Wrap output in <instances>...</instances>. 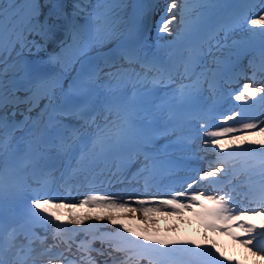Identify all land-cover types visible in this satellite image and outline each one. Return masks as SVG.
<instances>
[{"label": "snow or ice", "instance_id": "obj_1", "mask_svg": "<svg viewBox=\"0 0 264 264\" xmlns=\"http://www.w3.org/2000/svg\"><path fill=\"white\" fill-rule=\"evenodd\" d=\"M139 7L0 0V264H240L214 243L162 238L111 214L126 210L155 223L150 213L197 209L206 227L227 232L254 264H264V224L245 219L264 216V139L241 138L264 133V119L250 112L259 105L264 116V0H167L158 39L173 37L165 48L189 42L178 59L141 39L145 17L159 5L144 13ZM241 29L259 37L258 48L234 38ZM58 40V51L49 52ZM242 56L250 57L249 82L227 91ZM226 96L241 110L216 115ZM171 101L197 106L185 119L195 124V139L177 133ZM196 140L215 161L182 177ZM57 181L67 196L30 195L33 185ZM198 184L205 189L193 191ZM85 205L110 211L68 221L58 212Z\"/></svg>", "mask_w": 264, "mask_h": 264}, {"label": "bare ground", "instance_id": "obj_2", "mask_svg": "<svg viewBox=\"0 0 264 264\" xmlns=\"http://www.w3.org/2000/svg\"><path fill=\"white\" fill-rule=\"evenodd\" d=\"M157 1L158 0H124V2L128 4L139 5V8L144 6L148 8L151 6V4L155 5V2ZM255 1L256 0H254V2ZM115 2H121V0H115ZM223 2L229 4H241L248 2V0H223ZM131 10L132 9L129 8L126 11L130 13ZM144 20H146V17ZM143 30V40L148 45L152 46L153 50L155 48H159L161 45L160 42L154 38L149 37V35L147 34L148 32L145 28H143ZM246 42L250 43L252 46H259V37L247 40ZM25 55L28 59L36 58L34 56H28L27 53ZM18 95L22 96V92L18 93ZM32 115L35 116L36 112ZM16 135L21 136L23 135V132H17ZM252 136V134H248L246 136H241V138L249 140ZM259 138H264V135L260 136ZM214 161L215 155L211 150H209L207 154L201 152L199 154L187 155V159L183 161V167L180 170L179 175L182 177H195L198 172L207 169L208 165L214 163ZM204 189V184L194 185L193 187V191ZM205 203L210 204V202L208 201H205ZM109 211L110 210L108 209L92 208L87 205L82 207H71L70 209L68 207H62L58 209L59 215L61 216V219L63 221H68L73 217H84L89 214L92 216H106ZM199 211L200 210L197 209V211L185 210L183 213H169L168 211L150 213L149 215L154 217L155 223H153L152 220H144L140 218L139 214L131 216L127 214L126 210H111V214L114 215L117 219L121 220L123 223L127 224L129 227L134 225V223H138L139 225L137 227L134 226L135 229L142 231L143 229L147 228L151 234L158 235L162 238H174L175 240L185 241L195 240L196 238L199 239V237H201L202 241L200 243H203V239L207 236L208 238H206L205 241H208L210 245L214 243L220 248L221 251L225 253L226 256L234 257L237 261L240 262V264H254V258L251 257L247 253V250L241 246L239 240L233 239V237L227 232L212 231L210 228L206 227V218L198 214ZM179 218H181L185 223H180L181 221L178 220ZM245 219L250 220L257 225L264 224V216L247 215ZM192 220H194V223H187ZM104 223H106V221ZM233 231L239 234L241 230L235 228L233 229Z\"/></svg>", "mask_w": 264, "mask_h": 264}, {"label": "rangeland", "instance_id": "obj_3", "mask_svg": "<svg viewBox=\"0 0 264 264\" xmlns=\"http://www.w3.org/2000/svg\"><path fill=\"white\" fill-rule=\"evenodd\" d=\"M259 11L260 10H258L257 12H254L255 14H258L259 13ZM238 37V39H241V40H245V39H248V38H252V36H251V33H249V32H247V31H245V30H243V29H241V30H239L238 32H237V34H235V37ZM159 37H161V35L159 36ZM168 36L167 35H165V39L167 38ZM161 40H162V38H161ZM250 59V57H247V61ZM258 86H259V84H258ZM239 88V87H238ZM237 88V89H238ZM228 102H226L225 104H227ZM228 107H230L231 109H236L237 111H239V110H241V107H240V103L239 102H237V108H236V106H235V104H233V103H229L228 104ZM239 119V118H238ZM257 120H261V119H257ZM230 125L231 124H233V123H235L234 121H229L228 122ZM258 133V134H257ZM248 134H254L249 140H262V139H264V138H259L260 136H263L264 135V133H260L259 131H254V132H248V133H246V134H244V135H242V136H246V135H248ZM253 137H255V138H253ZM200 142V141H199ZM196 148H199V145H198V147H196ZM199 152H201V151H199ZM179 221H181L180 223H182L183 222V220L181 219V218H179L178 219ZM177 220V221H178ZM194 221V220H193ZM193 221H189V223H193ZM176 223H178V222H176ZM183 223H185V222H183ZM260 224V223H259Z\"/></svg>", "mask_w": 264, "mask_h": 264}]
</instances>
